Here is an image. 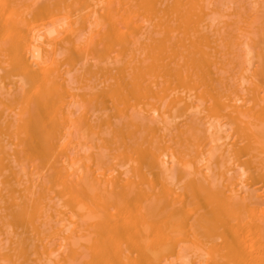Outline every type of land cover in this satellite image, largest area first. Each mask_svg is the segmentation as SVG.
Returning a JSON list of instances; mask_svg holds the SVG:
<instances>
[{"label":"bare ground","instance_id":"6f19581e","mask_svg":"<svg viewBox=\"0 0 264 264\" xmlns=\"http://www.w3.org/2000/svg\"><path fill=\"white\" fill-rule=\"evenodd\" d=\"M0 264H264V0H0Z\"/></svg>","mask_w":264,"mask_h":264}]
</instances>
